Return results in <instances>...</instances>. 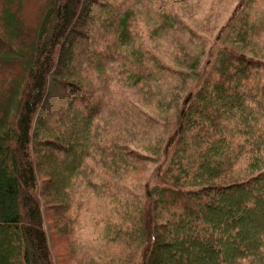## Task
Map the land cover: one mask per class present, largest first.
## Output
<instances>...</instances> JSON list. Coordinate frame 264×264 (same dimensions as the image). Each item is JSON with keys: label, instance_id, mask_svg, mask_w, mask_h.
I'll list each match as a JSON object with an SVG mask.
<instances>
[{"label": "trees", "instance_id": "1", "mask_svg": "<svg viewBox=\"0 0 264 264\" xmlns=\"http://www.w3.org/2000/svg\"><path fill=\"white\" fill-rule=\"evenodd\" d=\"M144 4L153 0H0V264H54L41 197L71 245L92 227L123 253L104 249V264H264L253 23L234 12L226 28L240 19L245 31L219 33L202 64L203 46L175 43L164 57L172 17L157 13L147 36ZM50 80L69 95L39 127Z\"/></svg>", "mask_w": 264, "mask_h": 264}, {"label": "rangeland", "instance_id": "2", "mask_svg": "<svg viewBox=\"0 0 264 264\" xmlns=\"http://www.w3.org/2000/svg\"><path fill=\"white\" fill-rule=\"evenodd\" d=\"M159 3L164 5L160 4L161 6L159 7L157 6V0H153L152 7L146 4L142 6V13L144 16L150 15V18L147 24H145L146 20L141 18L140 27L145 28V33L148 36L150 26L156 27L160 22L157 13L162 15L163 12H168L171 15L173 28L169 31V35L172 44L169 47L165 44L164 57L170 56L175 43L178 44L177 46L182 45L186 51L192 54H198L199 49L203 46L205 48L204 53H206L205 56H202V64H204L207 52L212 46L215 37L221 33L224 38H235L237 34L245 31V29L239 30V26L243 24L240 19L249 16L248 21H250L248 23L251 24L250 22H252L253 24H251L252 27H247V35L244 37L245 42L248 43L247 50L250 49L251 53L264 59V0H171L168 3L158 0V5ZM89 7L92 6L89 5ZM94 10H96V7H92L91 13H87V21L96 20L93 16ZM234 12H236L237 16H240V19H236L234 22L236 26L226 28ZM155 20L156 22L153 24ZM165 41L168 40L165 39ZM144 42L147 46L151 45L146 39H144ZM214 45H216V42ZM177 51L179 52L178 49ZM110 80L111 78L108 81V89H110L111 93H114V98L117 99L120 96L119 88L115 79ZM63 88L65 86L61 80L57 82V85L50 80L47 94L37 114L36 119H39V122L38 120L34 121L36 126L38 123V126L42 127L45 123L43 126L45 127L46 124L54 121L57 111L62 109V107L58 108V105H64L65 95H69L65 94ZM60 169V166H58L57 174L59 176L62 174ZM41 182L42 180L40 179V186ZM40 201L54 264H104V259L100 258L104 249V255H123L114 245L111 246L109 243L98 242L97 239H94L92 227H84L80 232L75 233L73 245H71L67 237L61 233L60 226L55 224L54 212L50 210L48 205L49 200L41 197ZM250 232L251 240L257 237L256 231L250 229ZM237 245L236 242H233L230 247H236ZM110 264H116V262Z\"/></svg>", "mask_w": 264, "mask_h": 264}]
</instances>
